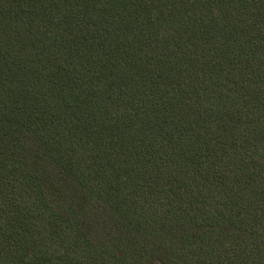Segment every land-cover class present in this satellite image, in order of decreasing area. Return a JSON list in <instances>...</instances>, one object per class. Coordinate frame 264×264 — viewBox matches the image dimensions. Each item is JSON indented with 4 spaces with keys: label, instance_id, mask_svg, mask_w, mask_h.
<instances>
[{
    "label": "trees",
    "instance_id": "16d2710c",
    "mask_svg": "<svg viewBox=\"0 0 264 264\" xmlns=\"http://www.w3.org/2000/svg\"><path fill=\"white\" fill-rule=\"evenodd\" d=\"M0 264H264V0H0Z\"/></svg>",
    "mask_w": 264,
    "mask_h": 264
}]
</instances>
